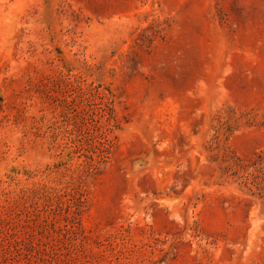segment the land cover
<instances>
[{"label": "rangeland", "instance_id": "374dc122", "mask_svg": "<svg viewBox=\"0 0 264 264\" xmlns=\"http://www.w3.org/2000/svg\"><path fill=\"white\" fill-rule=\"evenodd\" d=\"M0 264H264V0H0Z\"/></svg>", "mask_w": 264, "mask_h": 264}]
</instances>
